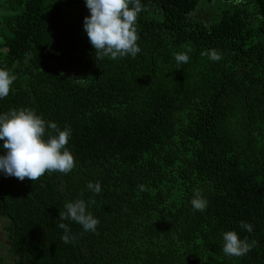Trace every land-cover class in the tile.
<instances>
[{
  "label": "trees",
  "instance_id": "16d2710c",
  "mask_svg": "<svg viewBox=\"0 0 264 264\" xmlns=\"http://www.w3.org/2000/svg\"><path fill=\"white\" fill-rule=\"evenodd\" d=\"M140 2L141 51L97 59L85 0H0V68L16 76L0 114L69 128L75 160L35 182L0 172L13 264H264V0ZM212 49L222 59L201 55ZM80 199L95 232L59 219ZM227 231L254 246L225 255Z\"/></svg>",
  "mask_w": 264,
  "mask_h": 264
},
{
  "label": "clouds",
  "instance_id": "9594fccd",
  "mask_svg": "<svg viewBox=\"0 0 264 264\" xmlns=\"http://www.w3.org/2000/svg\"><path fill=\"white\" fill-rule=\"evenodd\" d=\"M237 3L242 0H236ZM90 16L84 18L83 28L88 40L95 50L97 59L110 57L117 59L135 56L141 51L137 44L138 15L143 11L140 0H85ZM202 56L212 61H219L222 56L215 50H205ZM177 63H187L186 53L175 55ZM16 76L9 70L0 68V99L7 97ZM79 79L76 81H82ZM47 132V138H45ZM71 130H61L56 123L46 122L33 110L22 108L0 114V141H3L4 155H0V172L5 176L15 177L19 181L28 179L32 182L46 173L59 172L68 174L75 167V160L66 147ZM87 187L99 194V182H89ZM141 191L146 190L143 185ZM191 205L194 210L203 212L207 200L199 190H194ZM61 221L71 220L82 226L84 231L95 232L99 220L87 211L84 200H76L65 204V211L59 212ZM59 228L64 230L61 239L65 243L73 241L69 235L68 225L61 222ZM241 227L252 232V226L241 222ZM222 251L227 256L240 257L249 252L255 242L249 243L247 238L241 239L235 231L223 234Z\"/></svg>",
  "mask_w": 264,
  "mask_h": 264
},
{
  "label": "rangeland",
  "instance_id": "374dc122",
  "mask_svg": "<svg viewBox=\"0 0 264 264\" xmlns=\"http://www.w3.org/2000/svg\"><path fill=\"white\" fill-rule=\"evenodd\" d=\"M4 223V220L0 219V257H3L4 261L7 264H13V261L11 260L10 256L7 254L5 249L6 240L4 237V232L2 230V226Z\"/></svg>",
  "mask_w": 264,
  "mask_h": 264
}]
</instances>
